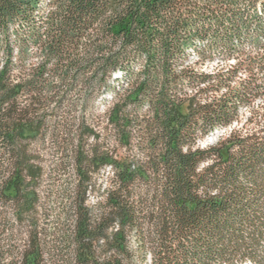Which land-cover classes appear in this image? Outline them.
Instances as JSON below:
<instances>
[{
	"label": "trees",
	"instance_id": "obj_1",
	"mask_svg": "<svg viewBox=\"0 0 264 264\" xmlns=\"http://www.w3.org/2000/svg\"><path fill=\"white\" fill-rule=\"evenodd\" d=\"M46 183L54 264H264V0H0V205ZM29 227L0 264H43Z\"/></svg>",
	"mask_w": 264,
	"mask_h": 264
},
{
	"label": "rangeland",
	"instance_id": "obj_2",
	"mask_svg": "<svg viewBox=\"0 0 264 264\" xmlns=\"http://www.w3.org/2000/svg\"><path fill=\"white\" fill-rule=\"evenodd\" d=\"M207 69L209 70L211 69V67L209 66ZM242 76H244L243 73H242ZM105 105H106V101L100 100L96 102L94 107L91 108V111L93 110L97 116L99 115V117L97 118V122H98L99 127H102L103 129L101 139L107 137L106 136L107 130L104 129L106 127V120H105V117L103 116V109ZM246 115H247L246 112L243 113V117H246ZM219 134H221V132ZM218 136L216 137V139L214 137L212 138L208 137L207 139L201 141V145L204 146L208 143L215 142ZM91 141L92 140H90V142ZM48 157L50 156L48 155ZM109 175H110V171L108 167L102 170L101 173L97 175L96 181L100 188L106 185ZM47 188H48L47 183L43 184L40 187V200L38 201V210L32 216L26 215L23 218L22 222L14 221L10 209L8 210L9 208L8 204L2 203V205H0L1 212L2 210H8L4 213V215L0 216L1 223H6L7 227L9 225L11 226L8 231L6 230L0 235V237H6V233H12V239L8 241L9 243L8 246H10L13 249L14 254L13 256L12 255L8 256L9 260L10 259L17 260L19 258L18 255L20 254V252L29 245L32 238L34 241V237H32V233L30 230L31 227H29V221L35 218V220L38 222V225H39L38 229L40 231V233L38 234V239L41 240V243H42L41 247L44 251L43 264H54L51 259L52 255L48 251L50 244L47 243V241L52 242L54 241L53 239H56L54 241V244L60 247L59 242L61 241L62 231H60L59 228L63 227V225L65 224H66L65 225L66 227L69 226L70 228H72V226H70V224L72 223V216L70 215V212L66 210L68 209L69 201H67L66 199H63L61 196H57L56 198H53V199H48L46 196ZM99 198L101 197L97 193H92L89 196L87 200V204L91 208V210L93 211L95 210L96 203L99 200ZM70 228L68 229L71 230ZM57 240L58 242H56ZM98 244L99 245L103 244V241H100ZM131 246H132V249L134 251V256H135L131 264H149L150 263L149 255L147 256V260L143 261L141 259L140 254L136 249L134 239L132 240ZM63 264H67V263H63ZM243 264H253V262L245 261Z\"/></svg>",
	"mask_w": 264,
	"mask_h": 264
},
{
	"label": "water",
	"instance_id": "obj_3",
	"mask_svg": "<svg viewBox=\"0 0 264 264\" xmlns=\"http://www.w3.org/2000/svg\"><path fill=\"white\" fill-rule=\"evenodd\" d=\"M219 131H215L213 134H211L209 137H214L216 139V137L219 135Z\"/></svg>",
	"mask_w": 264,
	"mask_h": 264
}]
</instances>
